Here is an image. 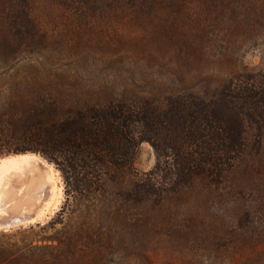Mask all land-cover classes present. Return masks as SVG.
<instances>
[{"label": "rangeland", "instance_id": "rangeland-1", "mask_svg": "<svg viewBox=\"0 0 264 264\" xmlns=\"http://www.w3.org/2000/svg\"><path fill=\"white\" fill-rule=\"evenodd\" d=\"M83 2L63 7L61 0H33L40 31L22 21L10 33L20 50L8 60L0 57V110L8 108L15 84L26 82L63 90L71 103H165L183 92L264 78V0ZM247 133L243 158L220 185L200 183L174 200L167 214L153 205L134 210L131 223L116 224L113 249L88 264H264V130L260 138L255 128ZM132 162L140 177L149 176L156 164L153 146L141 143ZM60 175V208L45 223L8 232L16 235L12 239L0 236V244L22 245L28 238L43 245L42 238L74 225Z\"/></svg>", "mask_w": 264, "mask_h": 264}, {"label": "trees", "instance_id": "trees-1", "mask_svg": "<svg viewBox=\"0 0 264 264\" xmlns=\"http://www.w3.org/2000/svg\"><path fill=\"white\" fill-rule=\"evenodd\" d=\"M70 1L61 4L69 7ZM32 2L0 0V45L6 43L0 57L8 60L20 50L10 33L22 21L40 31ZM15 85L8 108L0 110V156L36 152L54 163L64 177L74 225L42 238L43 245L28 238L22 245L0 244V264H88L113 249L116 224L131 223L134 210L153 205L167 214L174 200L200 183L220 185L243 158L248 128L256 129V138L264 130V78L257 76L202 93L183 92L165 103L151 98L71 103L74 98H62L63 90ZM143 142L156 154L146 178L132 162Z\"/></svg>", "mask_w": 264, "mask_h": 264}, {"label": "bare ground", "instance_id": "bare-ground-1", "mask_svg": "<svg viewBox=\"0 0 264 264\" xmlns=\"http://www.w3.org/2000/svg\"><path fill=\"white\" fill-rule=\"evenodd\" d=\"M63 199L62 177L53 164L31 153L0 158V217L41 207L40 218H51Z\"/></svg>", "mask_w": 264, "mask_h": 264}, {"label": "water", "instance_id": "water-1", "mask_svg": "<svg viewBox=\"0 0 264 264\" xmlns=\"http://www.w3.org/2000/svg\"><path fill=\"white\" fill-rule=\"evenodd\" d=\"M26 153H31L40 156L41 158L46 160L49 164H53L49 160H47L44 156H42L40 153H36V152L13 153V154L1 156L0 158H4L10 155H18V154H26ZM53 165L56 168L55 164ZM41 211L42 208L38 207L35 209H27L24 211H19L17 213H10L8 214V216L0 217V231L10 232L13 230H17L21 228L25 229L27 227L37 226L42 223H45L49 217L47 219L40 218Z\"/></svg>", "mask_w": 264, "mask_h": 264}]
</instances>
